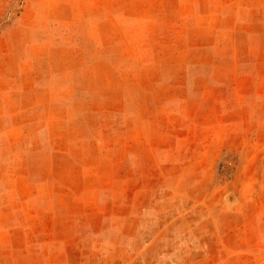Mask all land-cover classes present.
I'll return each mask as SVG.
<instances>
[{"label":"rangeland","instance_id":"obj_1","mask_svg":"<svg viewBox=\"0 0 264 264\" xmlns=\"http://www.w3.org/2000/svg\"><path fill=\"white\" fill-rule=\"evenodd\" d=\"M0 264H264V0H0Z\"/></svg>","mask_w":264,"mask_h":264}]
</instances>
